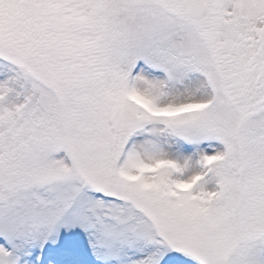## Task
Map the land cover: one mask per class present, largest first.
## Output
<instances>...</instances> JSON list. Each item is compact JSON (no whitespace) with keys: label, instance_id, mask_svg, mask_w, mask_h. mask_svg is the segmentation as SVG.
<instances>
[{"label":"snow or ice","instance_id":"snow-or-ice-1","mask_svg":"<svg viewBox=\"0 0 264 264\" xmlns=\"http://www.w3.org/2000/svg\"><path fill=\"white\" fill-rule=\"evenodd\" d=\"M0 264H264V0H0Z\"/></svg>","mask_w":264,"mask_h":264}]
</instances>
